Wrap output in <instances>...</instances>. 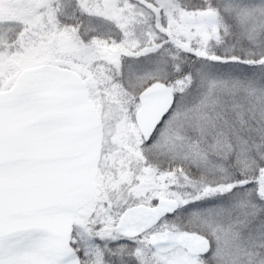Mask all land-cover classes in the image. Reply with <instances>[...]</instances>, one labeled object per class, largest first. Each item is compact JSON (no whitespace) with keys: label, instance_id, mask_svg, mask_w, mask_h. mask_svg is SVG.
Masks as SVG:
<instances>
[{"label":"snow or ice","instance_id":"6c2138e0","mask_svg":"<svg viewBox=\"0 0 264 264\" xmlns=\"http://www.w3.org/2000/svg\"><path fill=\"white\" fill-rule=\"evenodd\" d=\"M0 264H264V0H0Z\"/></svg>","mask_w":264,"mask_h":264}]
</instances>
